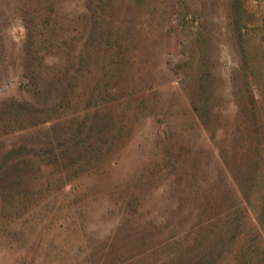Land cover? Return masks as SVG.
Wrapping results in <instances>:
<instances>
[{
    "label": "rangeland",
    "instance_id": "rangeland-1",
    "mask_svg": "<svg viewBox=\"0 0 264 264\" xmlns=\"http://www.w3.org/2000/svg\"><path fill=\"white\" fill-rule=\"evenodd\" d=\"M0 264H264V0H0Z\"/></svg>",
    "mask_w": 264,
    "mask_h": 264
}]
</instances>
